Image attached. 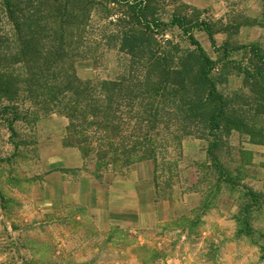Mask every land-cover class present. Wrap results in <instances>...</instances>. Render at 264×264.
<instances>
[{"label":"rangeland","instance_id":"rangeland-1","mask_svg":"<svg viewBox=\"0 0 264 264\" xmlns=\"http://www.w3.org/2000/svg\"><path fill=\"white\" fill-rule=\"evenodd\" d=\"M155 1L165 21L172 14L207 21L213 44L203 30L192 34L224 72L219 88L252 95L241 68L255 59L241 47L264 51V35L241 31L250 20L237 0H229L222 15L183 0ZM68 2L0 0V108L7 106L0 112V264H264V141L244 132H232L215 153L218 162L207 154L206 140L183 137L181 153L172 150L170 162H162L169 169L156 170L157 187L152 162L156 195L170 198L169 223L136 231L99 223L93 210L64 194L59 180L88 175L84 168L93 171L95 163L64 145L68 120L50 97V84L61 82L68 66ZM107 21L94 13L95 29H86L90 49L74 53L73 67L82 79L113 78L124 68L120 54L103 45L102 34L111 28ZM166 32L169 40L190 45L179 28ZM66 149L79 152L82 165L70 162V153L64 159ZM129 167L101 174L123 179ZM171 173L173 190L166 194Z\"/></svg>","mask_w":264,"mask_h":264},{"label":"trees","instance_id":"trees-1","mask_svg":"<svg viewBox=\"0 0 264 264\" xmlns=\"http://www.w3.org/2000/svg\"><path fill=\"white\" fill-rule=\"evenodd\" d=\"M68 1L64 7L68 66L61 82L50 84V97L68 120L64 145L95 162L93 171L84 168V172L101 180L102 172L114 171L117 165L151 160L157 187L156 170L169 169L161 166L170 162L172 150L181 153L183 137L206 140V152L214 162H218L216 151L233 131L264 141V51L259 47H241L255 59L241 68L244 86L252 95L242 90L226 94L219 88L226 80L224 72L192 34L194 28L203 30L213 44L207 21L179 14L165 21L155 0ZM94 13L111 26L102 34L103 45L124 60V68L113 78L82 79L73 67L75 51L90 49L93 40L86 29H95ZM174 27L183 32L189 46L166 38L167 29ZM51 77L57 80L59 75ZM6 107L0 108L2 114ZM216 169L223 175L219 164ZM172 176L165 179L166 194L173 190ZM166 199L170 202L168 195Z\"/></svg>","mask_w":264,"mask_h":264},{"label":"crops","instance_id":"crops-1","mask_svg":"<svg viewBox=\"0 0 264 264\" xmlns=\"http://www.w3.org/2000/svg\"><path fill=\"white\" fill-rule=\"evenodd\" d=\"M195 7L210 8L211 12L225 14L231 7L229 0H183ZM237 6L245 8L250 20L243 27V33L257 30L264 35V0H237ZM216 15V14H215ZM69 150V149H66ZM75 166L82 165L79 152L67 151ZM63 161V160H62ZM69 161V160H68ZM139 164V165H138ZM138 165V166H135ZM153 164L151 160L132 163L129 175L118 179L114 174L103 176L101 180L90 174L79 175L75 179H62L60 188L80 206L93 210L99 223L103 219L107 225L130 227L133 231L150 229L169 223L172 207L168 200L158 198L152 181ZM58 177V176H53Z\"/></svg>","mask_w":264,"mask_h":264}]
</instances>
